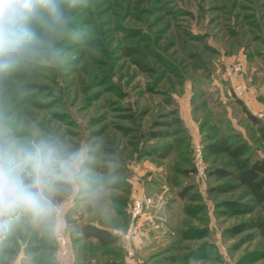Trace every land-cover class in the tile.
Masks as SVG:
<instances>
[{
	"label": "rangeland",
	"instance_id": "obj_1",
	"mask_svg": "<svg viewBox=\"0 0 264 264\" xmlns=\"http://www.w3.org/2000/svg\"><path fill=\"white\" fill-rule=\"evenodd\" d=\"M65 14L67 30L54 37L58 59L0 79V121L21 141L83 152L84 179L51 195L48 220L21 216L0 264L123 263L121 239L98 246L80 228L126 233L137 197L151 203L131 240L137 264H264V204L249 184L211 175L239 174L234 157L203 149L235 133L252 160H264V0H81ZM227 65L239 68L231 80ZM238 85L259 107L251 111L257 126L236 103ZM175 117L185 133L176 135ZM161 132L168 137L150 138ZM165 146L166 159L149 153ZM57 226L67 241L58 260Z\"/></svg>",
	"mask_w": 264,
	"mask_h": 264
},
{
	"label": "clouds",
	"instance_id": "obj_2",
	"mask_svg": "<svg viewBox=\"0 0 264 264\" xmlns=\"http://www.w3.org/2000/svg\"><path fill=\"white\" fill-rule=\"evenodd\" d=\"M81 0H0V79L28 62H54V37L67 30L65 6ZM83 152L46 140L21 141L0 121V240L21 216L33 223L56 212L51 195L84 179ZM58 227V226H57Z\"/></svg>",
	"mask_w": 264,
	"mask_h": 264
},
{
	"label": "trees",
	"instance_id": "obj_3",
	"mask_svg": "<svg viewBox=\"0 0 264 264\" xmlns=\"http://www.w3.org/2000/svg\"><path fill=\"white\" fill-rule=\"evenodd\" d=\"M243 99V98H242ZM236 103L242 108L244 114L246 115L247 120L254 126H257L260 121L256 116H254L244 105L241 99H236ZM175 123L178 125L177 134H183L185 133L186 129L184 127V124L179 117H175ZM168 133L161 132V133H151L150 138L156 139L159 137L166 138L168 137ZM173 135V134H172ZM181 139H184L183 137ZM213 136L206 138L204 141H212ZM178 141L175 145L177 147L182 145L183 140H176ZM175 146V147H176ZM204 151L214 155L218 154L220 152L227 153L228 155L234 157L237 160V166L241 172L239 174L235 175L232 171L226 170V169H214L211 172V175L214 176L218 180H224V179H237L238 183L240 185H247L249 184L253 192L255 194L256 201L260 204H264V160L255 159L252 160L251 157L248 154L249 152V146L247 142L241 138L240 135L237 134H224L222 135L218 143L216 144H208L207 146H203ZM172 148L165 146L161 149H154L153 151H149L151 155H156L161 159H166L170 155ZM192 187H184L179 193L178 196L181 199H186L188 197V194ZM235 189L234 185H221L219 188L220 192H230ZM225 206H227L232 212L238 213L239 208L237 204L232 203H224ZM23 219H17L13 223V227H16L22 223ZM241 231L240 227H237L235 229V233H239ZM80 234L82 239L84 240H93L96 245L108 247L111 245H115L119 237L112 234V230H106L103 228L96 227L90 223H85L80 228ZM12 241V236L9 234L8 237H6L3 240H0V247L10 243ZM56 250L55 243L53 244V251ZM118 250V248H117ZM118 253V251H117ZM117 253H114V255H118ZM112 264V263H110ZM113 264H124V262H115Z\"/></svg>",
	"mask_w": 264,
	"mask_h": 264
},
{
	"label": "built area",
	"instance_id": "obj_4",
	"mask_svg": "<svg viewBox=\"0 0 264 264\" xmlns=\"http://www.w3.org/2000/svg\"><path fill=\"white\" fill-rule=\"evenodd\" d=\"M240 65V64H239ZM239 68L235 67L234 70L229 65L225 67L224 75L227 79L231 80L234 75H236ZM233 94L242 99L244 97V89L241 86H232ZM133 206L130 207L129 214L132 217V221L129 225L128 231L122 233L118 230H112V234L119 237L124 243V264H137L135 260V248L132 246L131 240L139 234V220L144 214V209L150 206V200L142 197L134 198ZM55 246H56V259L63 258L64 254L67 252V241L66 235L62 228L56 227L53 232ZM63 260V259H62ZM64 264V262H62Z\"/></svg>",
	"mask_w": 264,
	"mask_h": 264
},
{
	"label": "crops",
	"instance_id": "obj_5",
	"mask_svg": "<svg viewBox=\"0 0 264 264\" xmlns=\"http://www.w3.org/2000/svg\"><path fill=\"white\" fill-rule=\"evenodd\" d=\"M243 102H244V105L248 108V110L250 112L252 111V109H255V110H257V108L259 109L258 106H255L252 103L251 99L246 94L244 95ZM251 113L255 115L257 112H251ZM184 121H185V123H187L185 119H184ZM90 224H92V225H94L96 227H99V228H103V229H106V230H110L109 228L103 227V226L98 225V224H95V223L94 224L93 223H90ZM141 241H142V238L139 239V242H141ZM137 246H138V244H137Z\"/></svg>",
	"mask_w": 264,
	"mask_h": 264
}]
</instances>
